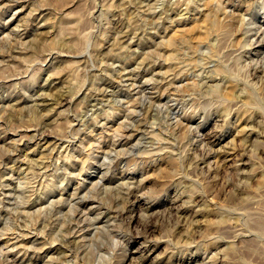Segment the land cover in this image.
I'll list each match as a JSON object with an SVG mask.
<instances>
[{"label":"rangeland","instance_id":"obj_1","mask_svg":"<svg viewBox=\"0 0 264 264\" xmlns=\"http://www.w3.org/2000/svg\"><path fill=\"white\" fill-rule=\"evenodd\" d=\"M0 25V264H264V0H0Z\"/></svg>","mask_w":264,"mask_h":264},{"label":"bare ground","instance_id":"obj_2","mask_svg":"<svg viewBox=\"0 0 264 264\" xmlns=\"http://www.w3.org/2000/svg\"><path fill=\"white\" fill-rule=\"evenodd\" d=\"M208 2V1H207ZM2 3V2H1ZM179 3V2H178ZM178 3H177V5H178ZM205 4H207V3H205ZM227 5V4H226ZM175 6V5H174ZM206 6V5H205ZM203 14V13H202ZM45 16V15H44ZM216 17V16H215ZM218 18V17H217ZM196 21V20H195ZM245 22V21H244ZM218 23H219V21H218ZM1 26V25H0ZM243 26V25H242ZM183 28V27H182ZM181 28V30H180V33H181V35L186 31L184 28V30ZM180 29V28H179ZM11 30V29H10ZM23 33V32H22ZM122 36V35H121ZM207 36V35H206ZM204 38H206L205 37V34H203V37H202V39H204ZM201 39V40H202ZM244 39V38H243ZM4 40V39H3ZM5 41V40H4ZM180 42H182V41H180ZM260 42V41H259ZM183 43V42H182ZM196 44H198L199 42H195ZM174 44V43H173ZM187 44V43H186ZM171 45V44H170ZM183 45V44H182ZM189 45H192V44H189ZM188 45V47H190L191 48V46H189ZM194 45V44H193ZM177 46V45H176ZM184 46V45H183ZM187 46V45H186ZM196 46V45H195ZM194 46V47H195ZM178 47V46H177ZM190 48H187V49H189V50H191ZM179 49V48H178ZM194 48L192 47V50H193ZM173 50H175V49H172V51ZM197 50V49H196ZM167 51V50H166ZM178 51V53H179V50H177ZM176 51V52H177ZM186 51V50H185ZM181 52V51H180ZM192 52V51H191ZM194 52H196L195 50H194ZM136 53V52H135ZM169 53L170 52H168V55H169ZM190 53V52H189ZM173 54V53H172ZM194 54V53H193ZM193 54H191V55H193ZM197 54V53H196ZM174 55V54H173ZM190 55V54H189ZM181 56V55H180ZM191 57V56H190ZM196 57V56H195ZM167 58V57H166ZM170 59H171V57H169ZM178 58V57H177ZM185 58H187V57H185ZM113 59V58H112ZM188 59V58H187ZM197 59V58H196ZM83 60V59H82ZM110 60V59H109ZM178 60H180V59H178ZM167 61V60H166ZM176 61V60H175ZM182 61V60H181ZM193 61V60H192ZM141 62V61H140ZM140 62H138V63H140ZM145 62V61H144ZM184 62V61H183ZM190 62V61H189ZM185 63V62H184ZM178 64V63H177ZM190 64V63H189ZM121 65V64H120ZM138 65V64H137ZM144 65V64H143ZM181 65V64H180ZM183 65V64H182ZM185 65H186V63H185ZM192 65V64H191ZM167 66H170V65H167ZM172 66V65H171ZM123 67V66H122ZM137 67V66H136ZM135 67V68H136ZM138 67H140V66H138ZM197 67V66H196ZM179 68V67H178ZM186 68V67H185ZM199 68V67H198ZM139 69V68H138ZM178 70V69H177ZM181 70V69H180ZM140 71V70H139ZM166 71V70H165ZM189 71V70H188ZM192 71V70H191ZM124 71H122L121 73H123ZM131 72H132V70H131ZM172 72V71H171ZM212 72V71H211ZM128 73V72H127ZM132 73H134V72H132ZM137 73V72H136ZM139 73V72H138ZM168 73H169V71H168ZM196 73V72H195ZM197 73H199V72H197ZM207 73V72H206ZM210 75V74H209ZM119 76V75H118ZM196 76V75H195ZM213 76V75H212ZM131 77V76H130ZM190 77V76H189ZM197 77V76H196ZM206 77V76H205ZM120 78V77H119ZM135 78V77H134ZM193 78V77H192ZM191 78V79H192ZM216 78V77H215ZM208 79V78H207ZM133 80V79H132ZM193 80V79H192ZM211 80H212V78H211ZM153 81V80H152ZM157 81V80H156ZM161 81V80H160ZM6 82V81H5ZM115 82V81H114ZM144 82V81H143ZM181 82V81H180ZM192 82H195V81H192ZM202 82V81H201ZM111 83V82H110ZM129 83V82H128ZM127 83V84H128ZM151 83H153V82H151ZM162 83V82H161ZM207 83V82H206ZM212 83V82H211ZM210 83V84H211ZM219 83H221V82H219ZM141 84V83H140ZM185 84V83H184ZM189 84V83H188ZM199 84V83H198ZM205 84V83H204ZM218 84V83H217ZM229 83H227V85H228ZM2 85V84H1ZM9 85H11V84H9ZM133 85V84H132ZM167 85V84H166ZM215 85V84H214ZM219 85V84H218ZM217 85V86H218ZM210 86V85H209ZM213 86V85H212ZM220 86H221V84H220ZM236 86V85H235ZM234 86V87H235ZM177 87V86H176ZM175 87V88H176ZM197 87V86H196ZM213 87H215V86H213ZM223 87H224V85H223ZM232 85H228V86H226L225 88V95L227 94V96L228 97H231V92L233 93L234 91H233V88H234ZM2 88V87H1ZM128 88V87H127ZM131 88V87H130ZM149 88V87H148ZM157 88V87H156ZM200 88V87H199ZM221 88V87H220ZM236 88V87H235ZM201 89V88H200ZM214 89V88H213ZM199 90V89H198ZM215 90V89H214ZM205 91V90H204ZM201 92V91H200ZM207 92V91H206ZM213 92V91H212ZM224 92H222V93H224ZM7 93V92H6ZM156 93V92H155ZM161 93H162V91H161ZM164 93V92H163ZM220 93V92H219ZM115 94V93H114ZM211 94V93H210ZM209 94V95H210ZM88 95V94H87ZM116 95V94H115ZM161 95V94H160ZM214 95V94H213ZM1 96V95H0ZM42 96V95H41ZM10 97V96H9ZM30 97V96H29ZM43 97V96H42ZM41 98V97H40ZM44 98V97H43ZM89 98V97H88ZM158 98V97H157ZM43 100V99H42ZM151 100V99H150ZM159 100H160V98H159ZM177 100V99H176ZM44 101V100H43ZM168 101V100H167ZM172 102V101H171ZM150 104V103H149ZM171 104V103H170ZM174 104V103H173ZM12 105V104H11ZM154 105V104H153ZM9 106V105H8ZM129 106V105H128ZM169 106V105H168ZM175 106V105H174ZM173 106V107H174ZM11 107V106H10ZM153 107V106H152ZM157 107V106H156ZM155 107V108H156ZM171 107V106H170ZM172 108V107H171ZM248 108V107H247ZM48 109V108H47ZM242 109H240V110H238L239 112L241 111ZM244 110V109H243ZM243 110H242V112H243ZM235 111V110H234ZM237 111V109H236V113H238L239 114V112ZM246 111V110H245ZM244 111V112H245ZM10 112V111H9ZM241 112V113H242ZM0 113H2V112H0ZM246 113H247V111H246ZM250 114V113H249ZM235 115H237V114H235ZM246 115V114H245ZM251 115V114H250ZM178 116V115H177ZM240 117H241V115H240ZM243 117V116H242ZM237 118V117H236ZM239 118V117H238ZM2 119V118H1ZM240 119V118H239ZM241 120V119H240ZM239 120V121H240ZM244 120H245V118H244ZM2 121V120H1ZM247 121V120H246ZM247 123V122H246ZM246 123H244V124H246ZM236 124H238V121H237V123ZM90 125V124H89ZM2 126V125H1ZM6 126V125H5ZM238 126V125H237ZM78 128V127H77ZM133 128V127H132ZM246 127L244 126V128L243 129H245ZM3 129V128H2ZM87 128H85V130H86ZM123 130V129H122ZM188 130V129H187ZM240 130V129H239ZM241 130H242V127H241ZM245 131V130H244ZM74 132V131H73ZM242 132V131H241ZM75 133V132H74ZM69 134V133H68ZM129 134V133H128ZM65 136V135H64ZM132 136V135H131ZM87 137V136H86ZM113 137V136H112ZM117 137V136H116ZM159 137V136H158ZM64 138V137H63ZM161 138H163V137H161ZM56 139V138H55ZM63 141V140H62ZM69 142V141H68ZM86 143H88V142H86ZM110 143V142H109ZM81 144H82V142H81ZM91 144V143H90ZM83 145V144H82ZM99 145V144H98ZM55 146V145H54ZM84 147V146H83ZM91 147V146H90ZM95 147V146H94ZM55 148V147H54ZM137 148V147H136ZM86 149H87V147H86ZM85 149V150H86ZM90 149V148H89ZM99 149V148H98ZM74 150V149H73ZM101 151V150H100ZM109 151V150H108ZM83 152V151H82ZM74 153V152H73ZM79 155V154H78ZM104 157V156H103ZM87 158V157H86ZM7 159V158H6ZM19 160V159H18ZM24 162H25V160H24ZM16 164V163H15ZM14 164V165H15ZM131 168V167H130ZM12 169V168H11ZM109 170V169H108ZM21 171V170H20ZM5 179V178H4ZM263 182V181H262ZM125 183V182H124ZM264 183V182H263ZM41 187V186H40ZM5 188V187H4ZM63 188V187H62ZM37 192V191H36ZM48 192H50V191H48ZM42 195V194H41ZM126 195V194H125ZM38 200V199H37ZM39 202V201H38ZM4 204V203H3ZM75 205V204H74ZM53 211V210H52ZM76 212V211H75ZM2 219V218H1ZM81 221V220H80ZM4 235V234H3ZM22 235H24V234H22ZM18 236V235H17ZM13 247V246H12ZM20 248V247H19ZM26 248V247H25ZM231 250V249H230ZM24 260V259H23Z\"/></svg>","mask_w":264,"mask_h":264}]
</instances>
